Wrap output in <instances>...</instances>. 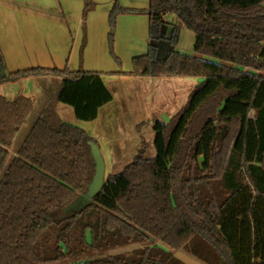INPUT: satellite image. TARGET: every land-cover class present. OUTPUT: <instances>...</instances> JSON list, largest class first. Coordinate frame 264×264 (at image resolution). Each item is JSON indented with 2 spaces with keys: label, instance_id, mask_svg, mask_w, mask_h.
Masks as SVG:
<instances>
[{
  "label": "trees",
  "instance_id": "1",
  "mask_svg": "<svg viewBox=\"0 0 264 264\" xmlns=\"http://www.w3.org/2000/svg\"><path fill=\"white\" fill-rule=\"evenodd\" d=\"M94 6L85 0L84 18ZM128 11L115 3L111 21ZM137 12L149 18L148 50L123 74L203 79L168 122L154 120L156 155L142 147L91 197L96 141L57 106L95 120L113 99L102 72H13L0 48V84L63 78L16 155L33 100L0 96V264H187L180 249L208 264H264V0H149ZM167 14L194 32L193 53L176 48L175 25L158 57ZM110 51L120 61L113 38Z\"/></svg>",
  "mask_w": 264,
  "mask_h": 264
},
{
  "label": "crops",
  "instance_id": "2",
  "mask_svg": "<svg viewBox=\"0 0 264 264\" xmlns=\"http://www.w3.org/2000/svg\"><path fill=\"white\" fill-rule=\"evenodd\" d=\"M95 6L83 17L85 0H0V48L10 71L24 70L32 67L69 68L102 72L106 87L112 92L113 99L99 109L98 117L89 121L93 125L88 131L98 144L99 139L94 132L96 122H100L103 112L114 103L116 95L108 85L111 81H146L154 84L173 83L176 86L187 85L182 102L171 101L168 104L175 115L187 102L190 92L201 82L197 77L189 76H135L123 74L132 71V59L135 55L146 53L149 45V18L144 12L149 0H92ZM115 3L131 11L117 15L115 22L110 13ZM166 23L162 26V39L157 43L167 45L166 53L158 50V57L163 58L170 50L173 27L183 24L178 18L165 16ZM113 38L114 50L120 61L113 58L110 42ZM86 39V40H85ZM83 52L81 50L82 45ZM195 43V34L193 49ZM181 51V50H180ZM62 77L55 75H39L22 78L15 82L0 84V96L13 100L18 95L32 98L33 110L24 130V138L33 123L49 104L59 87ZM194 79V80H193ZM189 83V84H188ZM174 86V85H173ZM178 91L179 88H172ZM151 93H158L150 91ZM165 93H158L159 96ZM174 94V92H173ZM175 95V94H174ZM132 101V95H128ZM153 104L160 106L164 98H154ZM70 107V108H69ZM59 103L58 113L63 120L82 126L71 106ZM65 116V117H64ZM67 117V118H66ZM169 119V118H168ZM147 121H143L145 124ZM141 123H139L140 125ZM99 146V144H98ZM14 145L12 155L17 150ZM105 161V160H104ZM174 254L187 264H208L188 251L178 250ZM194 256V255H193ZM195 259V260H194Z\"/></svg>",
  "mask_w": 264,
  "mask_h": 264
},
{
  "label": "rangeland",
  "instance_id": "3",
  "mask_svg": "<svg viewBox=\"0 0 264 264\" xmlns=\"http://www.w3.org/2000/svg\"><path fill=\"white\" fill-rule=\"evenodd\" d=\"M170 16L177 18L175 14H170ZM179 24L180 36L176 48L183 52L193 53L194 32L184 24ZM166 47L167 45L165 47L162 44L159 45L160 52L165 54L167 51ZM169 49H171V44ZM196 79L202 80L203 78L197 77ZM108 85L116 95L115 101L105 109L101 121L99 123L96 122V125H94V132L98 136V144L105 160L104 180H106L108 175L122 171L142 147L145 148L147 157L156 155L153 130L154 120L160 119L168 122L174 116L171 117L174 112L170 110L171 107L168 104L172 100L174 102L178 101L177 103L182 102V99L185 97V90L187 89V85L176 86L173 83L154 84L146 81L134 82L119 80L108 82ZM173 87L179 88L178 91H173ZM168 90L172 92H168V95H158V93H165ZM150 91H156L158 93H151ZM129 94L132 95V101L128 99ZM155 97L156 99L160 97L164 98V103L160 104V106L154 105L153 100H155ZM143 121L147 122L143 124ZM88 122L80 120L81 127L91 131L93 125ZM139 123L141 124L139 125ZM25 126L22 127L16 136L14 149L19 147L20 141L24 138ZM125 250L130 249L122 247L109 251L108 253ZM180 250L186 251L185 249ZM96 256H99V254L94 257ZM190 256L196 258L193 255Z\"/></svg>",
  "mask_w": 264,
  "mask_h": 264
},
{
  "label": "water",
  "instance_id": "4",
  "mask_svg": "<svg viewBox=\"0 0 264 264\" xmlns=\"http://www.w3.org/2000/svg\"><path fill=\"white\" fill-rule=\"evenodd\" d=\"M92 151L93 155L96 161V171L93 178V181L89 188V196L91 197L93 194L97 193L103 186L105 180H104V173H105V161L102 155V152L100 150V147L98 144L93 143L92 144ZM87 196V195H86ZM86 196L81 197L79 200L83 199L84 204L88 202L89 198L86 199ZM74 204H71L69 206L72 207Z\"/></svg>",
  "mask_w": 264,
  "mask_h": 264
}]
</instances>
